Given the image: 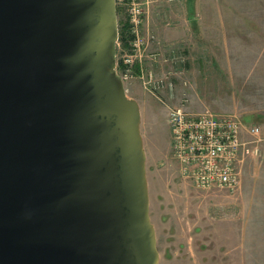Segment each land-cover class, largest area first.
Returning a JSON list of instances; mask_svg holds the SVG:
<instances>
[{
  "label": "water",
  "instance_id": "obj_1",
  "mask_svg": "<svg viewBox=\"0 0 264 264\" xmlns=\"http://www.w3.org/2000/svg\"><path fill=\"white\" fill-rule=\"evenodd\" d=\"M115 0H0V264H159Z\"/></svg>",
  "mask_w": 264,
  "mask_h": 264
},
{
  "label": "rangeland",
  "instance_id": "obj_2",
  "mask_svg": "<svg viewBox=\"0 0 264 264\" xmlns=\"http://www.w3.org/2000/svg\"><path fill=\"white\" fill-rule=\"evenodd\" d=\"M149 5L148 18L157 13L164 37L156 44L157 33L149 35V50L171 57L153 68L175 71L172 97L146 91L137 79L124 88L141 110L159 264H264V0H148ZM119 7L118 27L126 21ZM173 23L180 34L172 38L166 27ZM124 48L116 42L115 60ZM180 103L189 112L235 114L260 127L259 153L243 164L235 191L197 189L181 176L166 119V104Z\"/></svg>",
  "mask_w": 264,
  "mask_h": 264
},
{
  "label": "built area",
  "instance_id": "obj_3",
  "mask_svg": "<svg viewBox=\"0 0 264 264\" xmlns=\"http://www.w3.org/2000/svg\"><path fill=\"white\" fill-rule=\"evenodd\" d=\"M115 2L125 12L129 32L127 47L116 60L117 74L123 84L137 79L146 91L154 95L167 91L171 98L174 90L171 76L175 71L157 72L153 68L154 64L163 65L171 57L149 50V37L143 27L148 0ZM118 60L123 65L119 72ZM166 106L171 155L181 176L197 189L235 191L240 185L243 164L259 153L260 127L243 123L235 114L210 110L189 112L183 103Z\"/></svg>",
  "mask_w": 264,
  "mask_h": 264
},
{
  "label": "crops",
  "instance_id": "obj_4",
  "mask_svg": "<svg viewBox=\"0 0 264 264\" xmlns=\"http://www.w3.org/2000/svg\"><path fill=\"white\" fill-rule=\"evenodd\" d=\"M152 5V4H151ZM151 5H149V6H147V13H146V16H145V19H144V25H143V27H144V31H145V33H146V35L149 37V39H150V36H151V34H156V36L154 37V36H152V38L153 39H156L157 41H156V44H159L160 43V39H161V37L162 38H164L163 36H161V35H159L158 33H160L161 32V28H160V24L161 23H158L157 21H155L154 20V18H156L155 16L157 15V13L155 12L154 13V17L152 16L151 18H153V20H150V16H149V18H148V13L150 12V6ZM166 28H168V32H167V34L166 35H168V37L170 36V37H176V36H178L179 34H180V30H179V28L177 27V25H175V23H173L172 24V26H170V27H166ZM150 35V36H149ZM151 42V40H149V43ZM157 100V99H156ZM166 116H167V112H166ZM167 119V118H166ZM159 160H161L162 162H164V160H162L161 158H159ZM154 162L156 163V161H155V159H154ZM158 162V161H157ZM146 164H147V167H146V171H147V174H148V171H149V160H148V157H146ZM157 169H155L153 172H155V173H157ZM242 176V175H241ZM156 179L155 180H161V177L159 178V177H155Z\"/></svg>",
  "mask_w": 264,
  "mask_h": 264
},
{
  "label": "trees",
  "instance_id": "obj_5",
  "mask_svg": "<svg viewBox=\"0 0 264 264\" xmlns=\"http://www.w3.org/2000/svg\"><path fill=\"white\" fill-rule=\"evenodd\" d=\"M119 6H117V11L119 10ZM129 37V32H128V25L127 22H123L120 26H119V37H118V42L121 43V45L123 47H127V40ZM123 69V65L120 62V60L117 61V70L118 72L121 71Z\"/></svg>",
  "mask_w": 264,
  "mask_h": 264
},
{
  "label": "flooded vegetation",
  "instance_id": "obj_6",
  "mask_svg": "<svg viewBox=\"0 0 264 264\" xmlns=\"http://www.w3.org/2000/svg\"><path fill=\"white\" fill-rule=\"evenodd\" d=\"M172 158H173V157H172ZM175 162H176V161H175ZM158 163H159V165H161L163 162L159 160Z\"/></svg>",
  "mask_w": 264,
  "mask_h": 264
}]
</instances>
